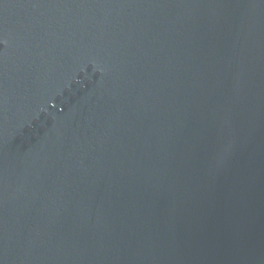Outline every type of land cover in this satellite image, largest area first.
<instances>
[{
    "label": "water",
    "instance_id": "1",
    "mask_svg": "<svg viewBox=\"0 0 264 264\" xmlns=\"http://www.w3.org/2000/svg\"><path fill=\"white\" fill-rule=\"evenodd\" d=\"M0 264H264V0H0Z\"/></svg>",
    "mask_w": 264,
    "mask_h": 264
}]
</instances>
